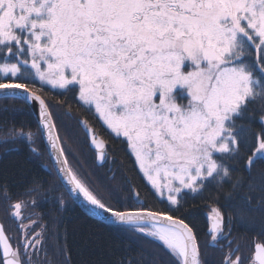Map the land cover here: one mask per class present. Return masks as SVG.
<instances>
[{"label": "snow or ice", "instance_id": "obj_1", "mask_svg": "<svg viewBox=\"0 0 264 264\" xmlns=\"http://www.w3.org/2000/svg\"><path fill=\"white\" fill-rule=\"evenodd\" d=\"M36 83L76 89L83 105L126 140L153 198L170 207L142 199L128 179L106 195L86 184L56 143ZM0 97L39 102L58 171L89 216L159 243L173 264H205L194 227L172 212L186 192L201 194L212 183L228 209L210 212L211 245L224 239L229 249L221 264H243L225 231L234 218L259 227L248 259L264 264V0H0ZM21 137L32 140L13 126L10 139ZM0 200L21 221L22 210L35 205L14 197L6 176ZM19 226L17 239L0 224V264H69L65 245L53 243L49 257L46 225L35 236ZM115 264L159 259L140 251Z\"/></svg>", "mask_w": 264, "mask_h": 264}, {"label": "trees", "instance_id": "obj_2", "mask_svg": "<svg viewBox=\"0 0 264 264\" xmlns=\"http://www.w3.org/2000/svg\"><path fill=\"white\" fill-rule=\"evenodd\" d=\"M33 89L45 98L69 165L86 184L99 194L106 195L112 185L122 184L128 179L140 191L142 199L147 198L159 208L170 207L167 202L161 203L153 198L152 189L142 179L134 154L126 140L116 137L98 117L94 108L88 110L83 105L76 89L64 91L42 86L40 83H36ZM5 106L7 111L3 110ZM81 119L90 122L95 131L107 140L108 154L102 165L97 163L96 152L90 145ZM13 126L17 130L34 133L31 145L28 139L23 137L15 141L10 139ZM253 127L259 128V124L254 123ZM5 139L9 142L5 143ZM0 154V176L7 177L14 197L35 201V205H29L22 210L21 221L9 216L5 210V202L0 200V221L9 237H21V223L32 236L40 233L42 225H46L47 239L44 247L49 257L53 243L57 249L60 245H65L70 256L69 264H115L118 258L128 253L136 255L140 251L149 256H157L159 264H173L172 258L159 243L117 232L102 220L89 216L77 204L54 168L33 110L20 98H0ZM113 175L116 180L111 179ZM28 188H35L36 191L30 196L25 195ZM216 196L219 197V204L210 198ZM60 200L63 201L62 206ZM15 202L16 199L11 201ZM182 203L183 207L172 214L185 219L194 227L205 264H221L225 253L229 251L227 241L219 239L218 246L211 245V233L208 228L213 206L220 207L224 212L228 211L224 196L216 191L214 184L209 183L201 194L186 192ZM33 221L36 223L33 224ZM229 229L231 235L228 239L236 240L232 247L235 248L237 244L240 247V251L235 255L241 256L243 264H249L253 242L261 238L259 227L242 225L234 218L231 224L225 225V231ZM12 243L15 245V241ZM43 258L44 254L41 252L40 259ZM60 259L63 260V257Z\"/></svg>", "mask_w": 264, "mask_h": 264}, {"label": "water", "instance_id": "obj_3", "mask_svg": "<svg viewBox=\"0 0 264 264\" xmlns=\"http://www.w3.org/2000/svg\"><path fill=\"white\" fill-rule=\"evenodd\" d=\"M33 91L36 92L37 95H40L42 98H44L39 92H37L35 90H33ZM20 99H22V98H20ZM26 103L31 107V109L33 110V112L35 114V117H36V119L38 121V124H39V127L41 129V132H42L44 141L46 143V146H47V149H48V152H49L51 161H52V163L54 165V168L56 169V171H57L60 179L62 180V182H63L64 186L66 187V189L68 190V192L71 194V196L73 197V199L77 202V204L80 206V200H78L76 198V195L75 194H73V193L70 192L71 185H67V181L62 177V174H60L59 171H58V166H57L56 161H55V153L52 151L51 146H50V143H49V137H48L47 133L44 131L43 126L40 123V119H39L40 105H39V102L38 101H29V102H26ZM48 108H49V106H48ZM49 110H50V108H49ZM50 119L54 122L53 116H51ZM81 125H82L83 129L85 130V132L87 133V135L89 137V142H90L91 147L96 152V155H97V163L99 165H102L105 162L106 156L108 154V144H107V140L102 135H100L98 132H96L95 131V128L90 124V122L86 121L85 119H81ZM89 130H90V132H89ZM52 132H53V134H55V135H57L59 137V134H58V131H57L55 122H54V127L52 129ZM93 137H94V140H93ZM56 143L59 146H62L60 137L57 139ZM101 153H103L104 154V157H105L103 160H100V158H99L100 155H101ZM63 155L66 156L65 152L63 153ZM80 199L82 200V197ZM81 208L85 212H87L85 208H83V207H81ZM97 219H99V218H97ZM0 224H3V223L0 221ZM210 227H211V223H210V226L208 228V232L209 233H210ZM6 235H8L7 232H6ZM0 250H2V245H0Z\"/></svg>", "mask_w": 264, "mask_h": 264}, {"label": "flooded vegetation", "instance_id": "obj_4", "mask_svg": "<svg viewBox=\"0 0 264 264\" xmlns=\"http://www.w3.org/2000/svg\"><path fill=\"white\" fill-rule=\"evenodd\" d=\"M34 90V89H33ZM31 131H28L27 133H30ZM32 133V132H31ZM32 139H34V133H32ZM29 144L32 143V140H28ZM31 145V144H30ZM0 158H1V154H0ZM210 223H211V219H210Z\"/></svg>", "mask_w": 264, "mask_h": 264}, {"label": "rangeland", "instance_id": "obj_5", "mask_svg": "<svg viewBox=\"0 0 264 264\" xmlns=\"http://www.w3.org/2000/svg\"><path fill=\"white\" fill-rule=\"evenodd\" d=\"M102 119V118H101ZM102 121H103V119H102ZM104 122V121H103ZM104 124H105V122H104ZM105 126H107L106 124H105ZM110 131H111V129H110ZM25 133H27V132H25ZM31 133V132H30ZM32 134V133H31ZM21 216H22V213H21Z\"/></svg>", "mask_w": 264, "mask_h": 264}]
</instances>
